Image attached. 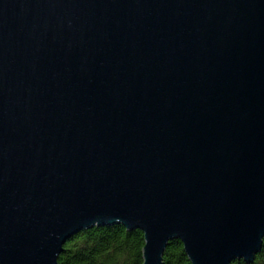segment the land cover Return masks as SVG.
<instances>
[{
  "label": "water",
  "instance_id": "water-1",
  "mask_svg": "<svg viewBox=\"0 0 264 264\" xmlns=\"http://www.w3.org/2000/svg\"><path fill=\"white\" fill-rule=\"evenodd\" d=\"M251 263L264 237V0H0V264L94 225Z\"/></svg>",
  "mask_w": 264,
  "mask_h": 264
},
{
  "label": "trees",
  "instance_id": "trees-1",
  "mask_svg": "<svg viewBox=\"0 0 264 264\" xmlns=\"http://www.w3.org/2000/svg\"><path fill=\"white\" fill-rule=\"evenodd\" d=\"M143 232L121 223L94 225L71 235L58 254L59 264H142ZM163 264H191L179 239L169 241ZM230 264H264V237L253 262L234 259Z\"/></svg>",
  "mask_w": 264,
  "mask_h": 264
}]
</instances>
